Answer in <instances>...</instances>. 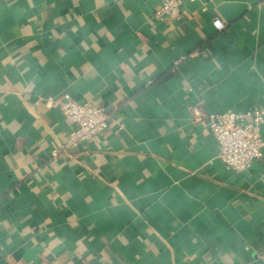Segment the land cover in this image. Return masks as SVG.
Instances as JSON below:
<instances>
[{"label": "crops", "instance_id": "crops-1", "mask_svg": "<svg viewBox=\"0 0 264 264\" xmlns=\"http://www.w3.org/2000/svg\"><path fill=\"white\" fill-rule=\"evenodd\" d=\"M179 2L0 0V264H264V160L206 124L264 111V0ZM66 94L107 129L69 146Z\"/></svg>", "mask_w": 264, "mask_h": 264}, {"label": "built area", "instance_id": "built-area-1", "mask_svg": "<svg viewBox=\"0 0 264 264\" xmlns=\"http://www.w3.org/2000/svg\"><path fill=\"white\" fill-rule=\"evenodd\" d=\"M179 0H163L157 14L176 17L180 14ZM217 30L225 25L220 20L214 21ZM181 58L175 65L182 62ZM65 103L52 98L46 102L49 108H61L76 129L70 134L68 145L76 146L81 142L102 134L108 127L109 112L88 104H79L64 95ZM264 123V111L254 108L245 112H209L207 127L219 147V159L236 172L251 168L258 161L264 160V140L257 129ZM56 156L57 153L54 152ZM264 260V248L260 253Z\"/></svg>", "mask_w": 264, "mask_h": 264}]
</instances>
